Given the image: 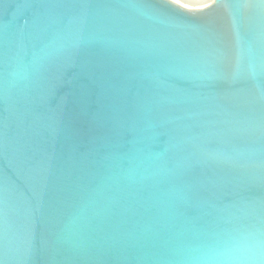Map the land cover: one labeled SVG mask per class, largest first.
Returning <instances> with one entry per match:
<instances>
[{
    "label": "water",
    "instance_id": "water-1",
    "mask_svg": "<svg viewBox=\"0 0 264 264\" xmlns=\"http://www.w3.org/2000/svg\"><path fill=\"white\" fill-rule=\"evenodd\" d=\"M0 264H264V0H0Z\"/></svg>",
    "mask_w": 264,
    "mask_h": 264
},
{
    "label": "bare ground",
    "instance_id": "bare-ground-1",
    "mask_svg": "<svg viewBox=\"0 0 264 264\" xmlns=\"http://www.w3.org/2000/svg\"><path fill=\"white\" fill-rule=\"evenodd\" d=\"M175 5L190 10L201 11L212 7L215 4V0H168Z\"/></svg>",
    "mask_w": 264,
    "mask_h": 264
},
{
    "label": "rangeland",
    "instance_id": "rangeland-1",
    "mask_svg": "<svg viewBox=\"0 0 264 264\" xmlns=\"http://www.w3.org/2000/svg\"><path fill=\"white\" fill-rule=\"evenodd\" d=\"M197 1V0H196Z\"/></svg>",
    "mask_w": 264,
    "mask_h": 264
}]
</instances>
